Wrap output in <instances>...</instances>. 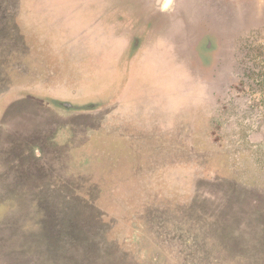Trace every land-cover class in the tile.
I'll return each mask as SVG.
<instances>
[{"label":"rangeland","instance_id":"374dc122","mask_svg":"<svg viewBox=\"0 0 264 264\" xmlns=\"http://www.w3.org/2000/svg\"><path fill=\"white\" fill-rule=\"evenodd\" d=\"M0 264H264V0H0Z\"/></svg>","mask_w":264,"mask_h":264},{"label":"flooded vegetation","instance_id":"af4514ba","mask_svg":"<svg viewBox=\"0 0 264 264\" xmlns=\"http://www.w3.org/2000/svg\"><path fill=\"white\" fill-rule=\"evenodd\" d=\"M182 8H181V12H184V8H185V3L184 4H182V5H180Z\"/></svg>","mask_w":264,"mask_h":264}]
</instances>
